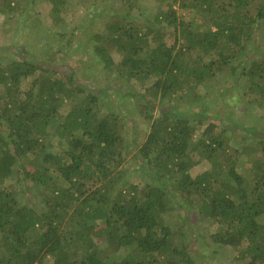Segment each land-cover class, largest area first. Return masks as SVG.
Here are the masks:
<instances>
[{"label":"trees","instance_id":"16d2710c","mask_svg":"<svg viewBox=\"0 0 264 264\" xmlns=\"http://www.w3.org/2000/svg\"><path fill=\"white\" fill-rule=\"evenodd\" d=\"M1 1L0 12L28 16L14 5L26 0ZM47 1L58 23L66 0ZM120 1L89 39L118 88L3 52L0 264H199L195 218L218 225L213 245L239 249L236 264H264V0H156L146 21L133 15L139 0ZM220 76L245 81L240 100L262 122L221 116ZM109 88L136 101L142 144L122 129Z\"/></svg>","mask_w":264,"mask_h":264},{"label":"rangeland","instance_id":"374dc122","mask_svg":"<svg viewBox=\"0 0 264 264\" xmlns=\"http://www.w3.org/2000/svg\"><path fill=\"white\" fill-rule=\"evenodd\" d=\"M26 2L28 8L25 3L17 5L16 1H14V5L28 11V16L21 10L18 13L0 12V63L2 65L8 63L4 53L16 56L17 51H22L28 60L36 63H43L48 67L58 64L59 71L67 74L73 73L77 80L88 87L104 85L118 88L119 82L113 78L110 71L105 70L103 62L95 57L94 46L89 39L95 33L105 29L112 14L123 10L120 0H66L58 23L55 22L52 6L47 0H35L34 4L29 3L30 0H26ZM156 3V0H139L140 5L133 13L134 17L143 21L154 19L157 11ZM176 9L185 15L178 5H176ZM192 21V29H199L200 21L197 22V19ZM257 42V48L261 49L264 54V36L260 35ZM114 57L118 64L121 61L120 56L114 54ZM235 82L227 79L226 76L216 78L213 81V86L216 89L221 88V99L218 97L212 99V102L216 107L218 106L220 111L222 110L221 116L224 115V111L231 113L235 119H239L245 125L256 123L260 119V116L256 114L257 110L249 102H241L240 97L242 96L239 94V90H236V88L243 87L245 81H240L238 84ZM151 83L152 81H148L146 84L150 85ZM128 87H135L140 92H144L146 89L145 86L135 81H132ZM229 88H233V91ZM108 92L115 101L118 114L122 118V129L128 133L130 140L132 135L137 134L139 142L142 144L148 133V125H143L145 120L140 117L135 107L136 101L131 99L132 101L125 102V97L111 88L108 89ZM261 118L264 119V116ZM246 119H252L253 122L247 121L246 123ZM262 119H260L261 122ZM239 133L243 135L242 132ZM253 159L254 157H252ZM33 161L32 165L36 161L40 163L42 159ZM250 163L243 157L240 167L244 173L250 172ZM209 168V164L198 165L192 170V175L197 176ZM29 170L34 169L29 165ZM17 179L18 177L7 181L5 185H9ZM135 179L132 174L131 180L135 181ZM29 197V201L34 202L38 207L41 206L37 204L33 194L30 193ZM193 216L197 217L198 215L196 213ZM192 223L194 226L191 236L195 240L193 248L198 250L199 264H236L235 259L240 253L239 249L228 246L220 248V246L213 245L211 237L218 229L215 222L211 219L195 218Z\"/></svg>","mask_w":264,"mask_h":264}]
</instances>
